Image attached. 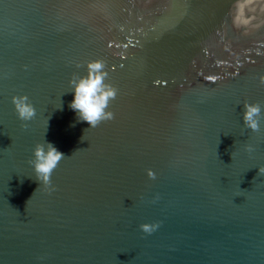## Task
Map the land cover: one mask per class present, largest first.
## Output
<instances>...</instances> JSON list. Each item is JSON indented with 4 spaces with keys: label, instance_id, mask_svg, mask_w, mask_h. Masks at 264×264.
<instances>
[{
    "label": "water",
    "instance_id": "95a60500",
    "mask_svg": "<svg viewBox=\"0 0 264 264\" xmlns=\"http://www.w3.org/2000/svg\"><path fill=\"white\" fill-rule=\"evenodd\" d=\"M93 60L118 91L89 128L68 81ZM262 79L264 0H0V264H264Z\"/></svg>",
    "mask_w": 264,
    "mask_h": 264
},
{
    "label": "clouds",
    "instance_id": "9594fccd",
    "mask_svg": "<svg viewBox=\"0 0 264 264\" xmlns=\"http://www.w3.org/2000/svg\"><path fill=\"white\" fill-rule=\"evenodd\" d=\"M107 80L108 72L102 60L88 62L86 75L74 74L69 79L68 84L73 94L69 107L77 113V122L83 121L89 125V128H96L101 123L115 118L109 107L110 103L116 99L118 90L107 83ZM261 82L264 83V79ZM11 103L20 121L28 122L35 118L36 109L27 95H13ZM243 109L244 126L252 132H259L262 105L260 103L245 104ZM21 126L28 127L27 123H22ZM83 137L82 140H84ZM245 150L249 153L255 151L251 145H246ZM32 156L33 159L28 163L32 166L35 179L39 182L40 187L44 186L50 190L52 173L65 158L64 154L58 151L52 143L44 140V143H37L34 146ZM258 173H264V167L259 168ZM148 176L155 179V175L151 171H148ZM158 227L159 222L139 225L140 230L145 234L153 233Z\"/></svg>",
    "mask_w": 264,
    "mask_h": 264
}]
</instances>
